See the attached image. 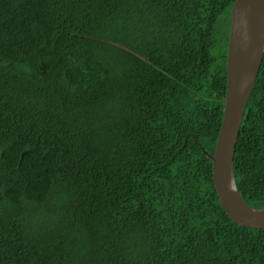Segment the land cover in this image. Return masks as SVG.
<instances>
[{
  "label": "trees",
  "instance_id": "obj_1",
  "mask_svg": "<svg viewBox=\"0 0 264 264\" xmlns=\"http://www.w3.org/2000/svg\"><path fill=\"white\" fill-rule=\"evenodd\" d=\"M235 0H0V264H264L212 160ZM264 209V53L233 158Z\"/></svg>",
  "mask_w": 264,
  "mask_h": 264
},
{
  "label": "water",
  "instance_id": "obj_2",
  "mask_svg": "<svg viewBox=\"0 0 264 264\" xmlns=\"http://www.w3.org/2000/svg\"><path fill=\"white\" fill-rule=\"evenodd\" d=\"M226 50L224 114L212 160L218 202L237 226L264 229V209L251 208L237 188L233 158L244 111L264 53V0H235Z\"/></svg>",
  "mask_w": 264,
  "mask_h": 264
}]
</instances>
